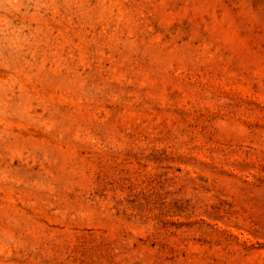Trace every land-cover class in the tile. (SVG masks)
<instances>
[{
  "label": "rangeland",
  "instance_id": "rangeland-1",
  "mask_svg": "<svg viewBox=\"0 0 264 264\" xmlns=\"http://www.w3.org/2000/svg\"><path fill=\"white\" fill-rule=\"evenodd\" d=\"M0 264H264V0H0Z\"/></svg>",
  "mask_w": 264,
  "mask_h": 264
}]
</instances>
